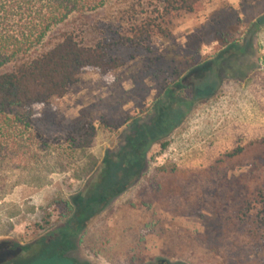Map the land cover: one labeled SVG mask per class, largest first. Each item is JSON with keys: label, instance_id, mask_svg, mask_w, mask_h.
<instances>
[{"label": "rangeland", "instance_id": "374dc122", "mask_svg": "<svg viewBox=\"0 0 264 264\" xmlns=\"http://www.w3.org/2000/svg\"><path fill=\"white\" fill-rule=\"evenodd\" d=\"M162 7L108 0L91 19L50 31L37 48L71 31L84 44H109L122 65L107 81L95 68L83 70L63 97L36 111L53 128L91 123L92 138L63 142L48 131L32 146L36 162L0 161V241L24 246L58 236L65 202L75 208L87 171L95 180L107 165L115 179L119 166L108 161L137 132L161 127L166 112L173 127L143 146L140 176L74 232L68 257L264 264V0H200L193 12L160 20Z\"/></svg>", "mask_w": 264, "mask_h": 264}, {"label": "trees", "instance_id": "16d2710c", "mask_svg": "<svg viewBox=\"0 0 264 264\" xmlns=\"http://www.w3.org/2000/svg\"><path fill=\"white\" fill-rule=\"evenodd\" d=\"M107 1L0 0V161L16 157L25 163L28 160L36 162L37 153L32 146L34 148L35 142L40 140L47 141L44 134L48 131L56 132L63 142L94 136L93 125L82 119L65 121L53 128L54 125H46L36 111L48 105L51 99L63 97L83 70L95 68L107 81L122 65L121 61L109 56V44L101 41L84 44L71 31L59 32L49 48L40 53L36 50L50 31L76 18L91 19L92 11L103 8ZM158 2L163 6L158 16L161 20L163 15L193 12L200 0ZM154 26L163 36H169V32L159 25ZM138 31L137 38L142 34V30ZM125 40L135 43L133 38L122 39V42ZM165 116L161 127L156 124L137 132L116 160L108 161L119 166L115 179L107 165L95 180H90L91 169L87 171L88 180L83 187V195L74 202L75 208L70 202H65L69 216L58 236H40L24 246L0 241V264H85L67 255V251L74 247V232L82 229L111 196L125 190L140 176L143 146L158 138L157 130L164 132L167 125L173 127L166 112ZM139 264H144L143 260ZM148 264L170 263L157 257Z\"/></svg>", "mask_w": 264, "mask_h": 264}]
</instances>
